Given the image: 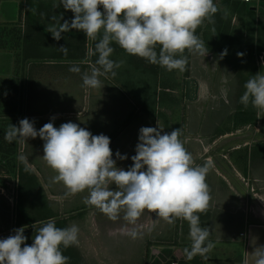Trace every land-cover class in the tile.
Returning <instances> with one entry per match:
<instances>
[{
	"label": "crops",
	"instance_id": "1",
	"mask_svg": "<svg viewBox=\"0 0 264 264\" xmlns=\"http://www.w3.org/2000/svg\"><path fill=\"white\" fill-rule=\"evenodd\" d=\"M24 1L23 4L18 0L0 2V21L11 25L15 23L16 25L12 26H18L14 32L16 44L13 45L16 55L0 53V75H11L12 65H16L18 59L17 66L24 77L23 92L28 119L34 121V126L38 129L37 124H44L43 120L49 118H72L84 114L86 102L82 101L81 96L78 99L75 97L72 103L63 105L66 109L62 112H48L50 108L47 106L52 98L49 97L48 101L46 95L57 93L55 86L63 85L64 82L61 76L66 79L72 76L62 73L61 70L47 71L46 66H56L57 60L60 59L45 57L46 45H56L60 41L54 40L46 28L52 23L51 16L63 13L64 19L71 21L73 13L65 11L62 7L54 8L53 4H58L59 0ZM260 1L264 3V0H253L250 4L241 0H222L223 8L217 12L219 18L215 15V24L205 22L199 27V37L204 41L208 53L206 56L198 53L189 55L186 51L189 64L184 72H169L159 65L146 62L143 58L127 54L113 43L112 45L117 46L113 47L115 51L110 58L114 61L122 59V66L126 65L125 58H129L134 68L132 76L145 77L149 74L157 77V80L151 83L142 79V85L136 82V86L132 84L129 88L130 92H137L136 96L141 97L142 106L138 104L133 109L132 103H119L123 101L119 96V101L111 108L110 99L113 92L123 95L126 90L108 77L100 78L103 89H90V119L94 117V121L99 123L103 110L107 109H111L113 113V110L118 108L124 115L123 122L119 121L120 126L116 132L114 123L111 122L110 131H106V128L104 132L110 138L113 159H116L117 151L128 157L124 161L116 160L118 168L127 170L132 166L131 157L136 154L139 130L142 127H156L157 120L163 126L164 132L170 133L173 129L181 128V140L187 141L185 147L193 155L195 163L210 165L206 182L211 188L212 199L208 210L199 214L201 226L210 228V240L215 244L214 249L207 254L208 258L197 255L188 260L185 256L183 250L191 244L189 224L186 221L177 219L173 225L162 219L154 222L155 213L145 212L137 222L143 236L133 240L127 234L133 226L128 225L122 215L121 219L112 221L98 209L83 202L84 197L88 195L87 191L60 201L57 198L63 196L66 191L62 182L53 183L50 179L37 181L39 185H36L37 182L32 180L36 177L33 172L36 171L35 164L31 162L33 170L30 174L27 172L30 176L26 187L38 186L39 193L46 197L55 212L32 224L38 225L59 217L60 221H54L63 222L64 227L76 223L80 228L79 246L62 248L63 254L70 258L68 264H243L245 258L249 264H254V258L249 254L264 246V118L263 111L252 107L251 103L247 108L240 103L245 88L242 82L238 81V77H244L242 80L245 82L247 77L250 78L262 70L256 57L258 51L264 53L261 51L264 49V43L257 37L261 34V25L258 26L261 23L254 18L257 16V7L264 9L263 3L257 5ZM100 10L103 11L102 8ZM225 12L232 13V20L228 21V16L222 15ZM251 16V20L246 19ZM213 28L215 32L212 31ZM252 31L255 32L254 39L248 35ZM67 33L68 39L79 42L80 31L72 30ZM225 49L227 55L221 59L220 54ZM238 52L245 55L238 58ZM72 58L81 64L79 55ZM66 59L68 58L61 60L70 62ZM128 66L130 65L126 67ZM210 67L215 68L214 71L211 72ZM124 75L125 72L122 77ZM189 75L200 83L198 99L193 102L186 100V81ZM27 77H30V80ZM47 77L50 80L47 81ZM161 77L165 85L160 83ZM64 85L66 87V84ZM85 91L84 89L83 93ZM148 91L156 93L155 102L151 105L144 102ZM72 93L73 89L68 94L70 99ZM80 93L82 94L81 88ZM163 94L167 97L162 98ZM45 101L48 103L44 107ZM39 139L29 138L25 143V154L28 158L39 154L37 149L43 146V141ZM20 188L21 181L17 178L5 195L0 193V206L9 207L7 202L12 199L17 203ZM110 189L116 190L115 184L110 185ZM14 210V215L12 210L9 211V219L7 216V219L3 218V213L0 214V239L7 238L14 234V229L24 226L26 243L31 245L33 236L30 232L34 230L33 225L20 223L16 208ZM241 234H244V237H241Z\"/></svg>",
	"mask_w": 264,
	"mask_h": 264
},
{
	"label": "clouds",
	"instance_id": "2",
	"mask_svg": "<svg viewBox=\"0 0 264 264\" xmlns=\"http://www.w3.org/2000/svg\"><path fill=\"white\" fill-rule=\"evenodd\" d=\"M53 7L73 13L71 21L64 19L63 13L51 16L52 23L46 31L54 40L60 41L64 33L77 30L95 42L94 48L89 47L88 55L98 58L89 69L82 72L79 64L69 68L70 72L81 74L86 89H103L100 78L109 74L114 78L116 69L123 65V60L110 58L115 51L113 43L127 54L169 72H184L189 55L208 53L196 31L205 22L215 24L214 17L219 11L214 0H59ZM58 50L67 56V46L61 45ZM186 51L189 55H185ZM226 55L227 49L220 58ZM244 55L237 53L238 58ZM244 88L240 103L245 108L251 103L264 111V73L252 75ZM34 124L27 118L20 120L19 126L10 124L4 138L9 143L21 144L29 138L39 137L44 141L41 159L56 173L52 182H62L66 189L58 200L87 191L83 202L112 221L121 219L122 215L133 226L127 232L133 240L143 236L137 222L145 212L155 213L154 222L162 219L169 225L182 219L189 224L191 241L190 247L183 250L185 256L188 260L197 255L208 258L215 244L210 240V228L201 226L199 214L208 210L212 199L206 182L210 165L195 163L185 147L187 141L181 140V128L164 132L158 120L156 127H142L136 154L131 157L132 166L124 170L116 166V160L124 161L128 157L117 151L113 159L108 136L93 135L73 122L63 123L59 128L49 122L38 131ZM18 160L26 172L33 170L27 156L21 154ZM113 184L116 190L110 189ZM41 224L38 229L33 225L35 235L31 245L26 243L24 226L0 239V264H68L70 258L63 254L62 248L79 246L78 225L60 228L53 219ZM249 255L254 258V264H264V246ZM243 264H249L247 258Z\"/></svg>",
	"mask_w": 264,
	"mask_h": 264
},
{
	"label": "rangeland",
	"instance_id": "3",
	"mask_svg": "<svg viewBox=\"0 0 264 264\" xmlns=\"http://www.w3.org/2000/svg\"><path fill=\"white\" fill-rule=\"evenodd\" d=\"M3 0H0V2ZM21 4H23L25 1L24 0H18ZM263 1V0H262ZM214 3L218 6L219 10H222L221 8H223V4H222V0H214ZM261 3V4H260ZM263 2H258L257 5H262ZM264 5V3H263ZM264 9H262V7H257L256 11H257V16H255L254 18L257 19L258 21H260L261 25L260 30H261V34L257 35L258 39L260 38V42L264 43ZM247 13H249V11H247ZM217 15V14H216ZM224 17H227V20L230 21L232 20V13H228L227 16L225 14H222ZM246 16V15H245ZM216 18H219V15L216 16ZM246 18V17H245ZM249 17H247V20H251L252 16L250 17V19H248ZM12 25H16L15 23ZM10 23H6V22H2L0 21V53H4V54H9L12 56V53L16 55V52L13 51L14 50V46L16 44L15 42V33L18 26H12ZM201 29L198 28V30L196 31L197 35H201ZM208 30H210L208 28ZM259 31V30H258ZM260 33V32H258ZM67 34L68 33H64V37L63 39L60 40L59 44H51V45H46L45 51H44V56L47 58H59L60 60H57V64L56 66H46V69L48 72H50V70H61L62 73L68 75V76H72L70 78L67 77H62V79H64L63 85H57L55 86L57 93H50L47 94L46 96L48 97V101H49V97L52 98V103L49 102L50 104L47 106L50 108V110H48V112H56V111H63L66 108L63 107V105L65 104H69V102H73V100L75 99V97L78 99L80 96V98L82 99V101L84 100L86 102L85 104V109H84V114L80 115V116H76V117H72V118H66V117H61L59 119H55L53 120L52 118H49L47 120H43L45 121L44 124L38 123L37 124V131L42 128L46 123L49 122H53L54 126L59 128V126L63 123H67V122H73L78 124L80 127L86 128L88 131H90L93 135H100V134H104L105 135V129L106 131H110L111 123H114V132H116V129L120 126L118 125L119 121L122 120L123 122V118L124 115L122 114V111H120V109H114L113 113L111 112V109H107V110H103L102 112V117H100V122L97 123V121H94V117L93 119H90V108H89V98L91 95V91L90 89H86L83 86V82L81 79V74H77V73H72L69 71V68L72 66V64H79L77 62V60L73 59L72 56H78L81 58V61L84 60H88L89 63L88 64H79V66L81 67V71L83 72L85 69L88 70L90 67L91 63H94L95 60L98 58V56H89L88 55V50L89 47L94 48V44L95 42L90 41L83 32H80L78 35V40L79 42H73V39H68L67 38ZM245 34V33H244ZM255 32L252 31V33H249V37L253 38L256 37ZM19 36V35H17ZM254 39V38H253ZM18 43V42H17ZM67 46L68 48V54L65 57V55L63 53H61L58 48L61 46ZM112 47H116L117 45H111ZM75 51L73 54L72 52ZM255 52V51H254ZM257 56V60L261 65V72H264V64H263V60L262 58L264 57V53H261L258 51V53L256 54ZM254 57V56H253ZM63 58H68L66 60L70 61L68 63H66V61L64 62ZM79 58V59H80ZM126 59V65L125 66H121L119 69H116L117 75L113 78L110 75L108 76L109 79L112 80V82H116L119 84V86H122L125 88L126 92L123 93H118V92H113V95L110 99V102H112L111 104V108L113 104H116L119 101V96L122 97L123 101H119V103L123 102L125 105L129 104H134L133 109H135V105H140L142 106L143 104L140 103L142 101H140L139 96L137 92H130L129 88H131L132 84H134L135 86L137 85L136 82H138L140 85H142V79L146 80V83H151L154 80H157V77H154L152 75L146 74L147 76L142 77V76H132L131 72L134 74V68H132V61L129 60V58H125ZM122 60V59H120ZM120 60H116V61H120ZM148 62V61H146ZM18 59H16V65L13 63L12 65V73L11 75L5 76V75H0V193H2V195L6 194L7 189L10 188L15 181H17L18 175L20 170V166L22 165L19 160H18V156L19 155H25V143L27 141H25L24 143H19L18 141H13L11 143H9L8 141L5 140V133L8 129V126L10 124L19 126V121L27 118L28 119V114L25 108V99H24V92H23V81H24V77L23 75L20 74V71L18 69ZM210 63V62H209ZM127 65H130L128 67H126ZM148 66V65H147ZM126 67V68H124ZM256 67V66H255ZM41 68L44 69L43 66H41ZM18 69V70H17ZM121 69V70H120ZM210 71H214L215 68L210 67L209 68ZM16 70V71H15ZM10 71V72H11ZM141 72H143V70H140ZM119 72V73H118ZM124 72L126 73V75H124L122 77V75L124 74ZM147 72V71H146ZM243 74V71L242 73ZM30 77H27V79ZM61 79V80H62ZM136 79V80H135ZM214 79V78H213ZM244 79V77H238V81L242 82V85L244 87L245 82L249 79V77H247V79L245 80V82L242 80ZM50 80L49 77H47V81ZM59 82V81H58ZM70 83V84H69ZM160 83L165 85V81L163 79V77H161L160 79ZM58 84V83H57ZM61 84V83H60ZM66 84V87H64ZM70 86H69V85ZM127 84V85H126ZM67 85L69 86V88L67 87ZM72 87V88H71ZM74 87V88H73ZM128 87V88H127ZM71 88V89H70ZM80 88L82 90V94L80 93ZM70 89V90H68ZM73 89V93H72V99L69 98L68 94L69 91H72ZM86 90L85 93H83V90ZM125 97V98H124ZM132 97L134 99H132ZM155 97H156V93L155 92H150L148 91V95L146 96L144 102H147L149 105L153 104L155 102ZM167 97V96H166ZM163 94L162 98H166ZM132 99V100H131ZM20 100L22 102L21 106L20 105ZM48 101L44 102V107L46 106V104L48 103ZM88 102V103H87ZM163 102V101H162ZM46 107V108H47ZM131 107V105H130ZM129 107V108H130ZM124 111L128 110V109H122ZM109 111V113L107 114V112ZM131 118V115H130ZM96 120V119H95ZM103 123V124H102ZM106 134L108 135V133L106 132ZM41 140V139H39ZM40 143V141H39ZM41 144V143H40ZM44 144V141H43ZM43 147V146H42ZM42 147H39L37 149V152L39 154H37L34 157H29V163L31 164V162H34L35 164V170L33 171L34 174L36 175L35 180L37 181H48V180H52V177L56 175V173L47 166L46 162L41 159L44 155L43 149ZM30 174V173H29ZM25 170H22L21 173V188L19 189L18 193V198H17V203L16 200L12 199L11 201L7 202V205L9 207H5V206H0V214H2L3 218H6L11 216V214L9 213V211H13V215H14V208H16V213L19 215L20 217V223H24V224H30L33 225L32 223L34 221H40L43 220L45 217L47 216H51L53 214H55V212H53V206L49 204V201L46 199L45 196H43L42 194L39 193L40 189L38 186L34 187V188H27V179L30 176ZM19 180V181H20ZM11 182V183H10ZM36 185H39L38 182L36 183ZM31 192V193H28ZM7 216V217H6ZM55 221H60L59 217H56L54 219ZM42 224H38L35 225V227H37V229L39 227H41ZM56 226L57 227H64V223L63 222H56ZM33 228V226H32ZM34 229V228H33ZM30 235H35L34 230L30 232Z\"/></svg>",
	"mask_w": 264,
	"mask_h": 264
},
{
	"label": "water",
	"instance_id": "4",
	"mask_svg": "<svg viewBox=\"0 0 264 264\" xmlns=\"http://www.w3.org/2000/svg\"><path fill=\"white\" fill-rule=\"evenodd\" d=\"M199 90H200L199 81L189 75L186 81V100L189 102L196 101L199 96ZM263 118H264V111H263Z\"/></svg>",
	"mask_w": 264,
	"mask_h": 264
},
{
	"label": "trees",
	"instance_id": "5",
	"mask_svg": "<svg viewBox=\"0 0 264 264\" xmlns=\"http://www.w3.org/2000/svg\"><path fill=\"white\" fill-rule=\"evenodd\" d=\"M261 51L264 52V49L261 50ZM21 104H22V102H21V100H20V105H19V106H21ZM22 170H24V165H23V164L20 166V172H19V175H18V179H19V180H20V177H21ZM28 172L30 173V171H28ZM31 178H34V177H31ZM20 181H21V180H20Z\"/></svg>",
	"mask_w": 264,
	"mask_h": 264
},
{
	"label": "built area",
	"instance_id": "6",
	"mask_svg": "<svg viewBox=\"0 0 264 264\" xmlns=\"http://www.w3.org/2000/svg\"><path fill=\"white\" fill-rule=\"evenodd\" d=\"M243 3L245 4H250L253 0H241ZM263 60V64H264V57L262 58ZM241 237H244V234H241ZM173 264H176V263H173Z\"/></svg>",
	"mask_w": 264,
	"mask_h": 264
}]
</instances>
